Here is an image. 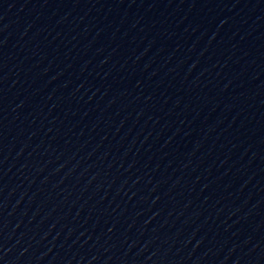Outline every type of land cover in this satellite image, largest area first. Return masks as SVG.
Listing matches in <instances>:
<instances>
[{
    "label": "water",
    "instance_id": "obj_1",
    "mask_svg": "<svg viewBox=\"0 0 264 264\" xmlns=\"http://www.w3.org/2000/svg\"><path fill=\"white\" fill-rule=\"evenodd\" d=\"M0 264H264V0H0Z\"/></svg>",
    "mask_w": 264,
    "mask_h": 264
}]
</instances>
